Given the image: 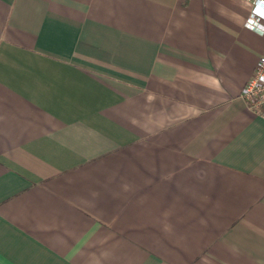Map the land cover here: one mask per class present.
Masks as SVG:
<instances>
[{
    "label": "crops",
    "instance_id": "1",
    "mask_svg": "<svg viewBox=\"0 0 264 264\" xmlns=\"http://www.w3.org/2000/svg\"><path fill=\"white\" fill-rule=\"evenodd\" d=\"M251 8L0 0V264H264Z\"/></svg>",
    "mask_w": 264,
    "mask_h": 264
},
{
    "label": "built area",
    "instance_id": "2",
    "mask_svg": "<svg viewBox=\"0 0 264 264\" xmlns=\"http://www.w3.org/2000/svg\"><path fill=\"white\" fill-rule=\"evenodd\" d=\"M249 1L252 3V8L246 25L264 32V6L261 5L260 0ZM241 95L249 109L264 118V52L259 55L252 76L245 81Z\"/></svg>",
    "mask_w": 264,
    "mask_h": 264
},
{
    "label": "snow or ice",
    "instance_id": "3",
    "mask_svg": "<svg viewBox=\"0 0 264 264\" xmlns=\"http://www.w3.org/2000/svg\"><path fill=\"white\" fill-rule=\"evenodd\" d=\"M261 5L264 6V0H260Z\"/></svg>",
    "mask_w": 264,
    "mask_h": 264
}]
</instances>
